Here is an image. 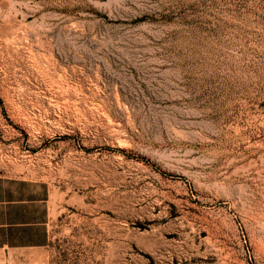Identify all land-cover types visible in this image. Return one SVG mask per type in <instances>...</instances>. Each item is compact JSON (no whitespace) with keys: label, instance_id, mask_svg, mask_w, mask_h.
<instances>
[{"label":"rangeland","instance_id":"rangeland-1","mask_svg":"<svg viewBox=\"0 0 264 264\" xmlns=\"http://www.w3.org/2000/svg\"><path fill=\"white\" fill-rule=\"evenodd\" d=\"M0 224V264H264V0H0Z\"/></svg>","mask_w":264,"mask_h":264},{"label":"bare ground","instance_id":"bare-ground-1","mask_svg":"<svg viewBox=\"0 0 264 264\" xmlns=\"http://www.w3.org/2000/svg\"><path fill=\"white\" fill-rule=\"evenodd\" d=\"M159 181H162L164 182L163 183V188H166V187H174V186H177V185H180L183 183L184 179L179 176V177H176L174 175H167V174H164L162 173V171L159 173ZM161 184V183H160ZM186 186V185H185ZM154 191H158V189L156 187H154ZM174 189V188H173ZM160 190V189H159ZM187 188L185 187V192H187ZM152 192V190H151ZM178 194V193H177ZM164 195V193H163ZM171 195V194H170Z\"/></svg>","mask_w":264,"mask_h":264},{"label":"crops","instance_id":"crops-1","mask_svg":"<svg viewBox=\"0 0 264 264\" xmlns=\"http://www.w3.org/2000/svg\"><path fill=\"white\" fill-rule=\"evenodd\" d=\"M5 226L6 225H4V224H0V227H5ZM9 226H11V225H9ZM13 226H16V225H13ZM12 237L14 239L16 238V230H14V229H13V236H11V238ZM17 238H20V234L17 236ZM7 244L10 246V248H16L15 245H11L9 242H7V243L4 242L3 245L0 246V248H2V247L5 248V246H7Z\"/></svg>","mask_w":264,"mask_h":264}]
</instances>
